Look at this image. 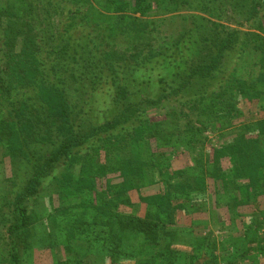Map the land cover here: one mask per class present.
Masks as SVG:
<instances>
[{"label":"trees","instance_id":"obj_1","mask_svg":"<svg viewBox=\"0 0 264 264\" xmlns=\"http://www.w3.org/2000/svg\"><path fill=\"white\" fill-rule=\"evenodd\" d=\"M0 178L8 264L58 223L55 264H219L209 196L264 264V0H0Z\"/></svg>","mask_w":264,"mask_h":264},{"label":"rangeland","instance_id":"obj_2","mask_svg":"<svg viewBox=\"0 0 264 264\" xmlns=\"http://www.w3.org/2000/svg\"><path fill=\"white\" fill-rule=\"evenodd\" d=\"M178 17H182V15ZM167 21H170L169 17H167ZM167 23L168 22H166V24ZM181 25L182 21H179V19H175L173 24L165 28L172 33L176 28H179ZM242 60L247 62H253L254 59L251 53H247L243 55ZM208 137L212 143H214V141L216 140L214 139L213 135H209ZM226 137L228 136L226 135ZM217 199L219 204L221 205H218L214 198L209 196L208 200L201 205L200 214L198 213L192 216L191 219L187 218L186 220H182L180 224L181 230H179V232L185 240L195 238V240L198 242L196 244H199L200 238L195 237L196 235L194 232L201 233L202 237H206V235H211L212 241L216 244V251L214 254L219 256V264H226V260H233L232 258H228L227 255H234L232 249L234 246L239 245L243 249L253 248L254 245L250 244L248 241L253 236H251V234L249 235L248 233L246 237H243L244 233L249 229L248 222L240 224L236 220L234 222L230 221L231 219L229 217L228 211H234V209H232V207H227L230 206L229 204H227L226 206V203L223 202L224 197H217ZM253 206H244L239 208V210L242 212H246V214L249 216L251 214L250 210H253V213H256L260 220V212H264V197L260 198L258 200V204ZM214 208L217 209L215 210ZM254 209L257 210L254 211ZM4 210L6 214H3V218L0 221V264H8L9 262V253L7 250L9 235L6 234L5 227H8V225L12 221V215L10 212H7V208ZM210 211H216L214 213V218L211 216V214H209ZM7 219L10 220V222H8ZM221 228L223 229L221 230ZM64 231L65 225L63 223H58L56 226L50 225L49 227L37 226L35 228V231L33 232V237H31L29 240V243L31 242L32 249H30L29 254H27L28 252L25 253L27 255L21 254L24 260L21 264H55L59 261H65L67 263L68 256L66 257L62 249L63 244H65L66 238L63 235ZM47 234L51 235V237L49 238L50 241H53L55 245H59V247L57 246L58 249L53 251V253H51V251H46L45 249H43L44 246L49 243L48 237H46ZM260 237H262V235H260ZM224 253L226 254V257ZM253 255L248 256L249 258H246V260L240 257L236 258V264H250V260L252 259V257H254ZM89 258H91V264H106V262L104 261L105 259L102 256L94 255L90 256ZM261 258L264 259V253Z\"/></svg>","mask_w":264,"mask_h":264}]
</instances>
